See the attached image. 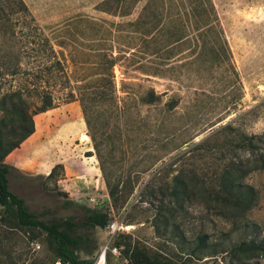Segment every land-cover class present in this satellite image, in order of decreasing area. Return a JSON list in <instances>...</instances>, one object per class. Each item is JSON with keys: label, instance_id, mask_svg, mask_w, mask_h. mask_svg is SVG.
Wrapping results in <instances>:
<instances>
[{"label": "rangeland", "instance_id": "1", "mask_svg": "<svg viewBox=\"0 0 264 264\" xmlns=\"http://www.w3.org/2000/svg\"><path fill=\"white\" fill-rule=\"evenodd\" d=\"M24 1L51 38L66 43L67 60L72 46L90 55L97 48L87 20L106 28L127 20L100 11L105 0ZM213 2L232 52L233 79L230 72L208 71L189 51L175 59L173 80L135 67L126 75L117 65L116 96L124 113L113 103L99 107L101 159L80 103L62 99L35 117V134L6 157L10 190L40 220L80 225L87 210H95L116 224L114 234L81 228L90 236L81 259L94 264L109 244L105 264H264V251L243 246L264 239V170H254L249 160L264 134V0ZM0 10L7 15L0 14L1 99L25 80L13 75L19 52L8 0H0ZM21 58L25 69L24 53ZM67 70L73 72L70 62ZM153 87L180 98L172 114L142 104ZM107 179L125 189L118 203ZM3 214L0 208V264H57L43 233L4 223Z\"/></svg>", "mask_w": 264, "mask_h": 264}, {"label": "trees", "instance_id": "2", "mask_svg": "<svg viewBox=\"0 0 264 264\" xmlns=\"http://www.w3.org/2000/svg\"><path fill=\"white\" fill-rule=\"evenodd\" d=\"M8 4L11 11L8 21H13L12 37L19 52L13 75L24 77L25 86L0 99V208L4 212L1 221L9 220L18 227L39 230L45 235L48 250L61 264H93L78 254L90 241V236L82 234L80 229L87 232L106 229L111 223L109 215L87 210L80 225L72 219L40 220L29 211L24 200L10 190L12 168L5 163L6 157L35 134V117L53 110L62 99L80 103L101 159L95 132L98 109L113 103V110L124 111L116 96L117 65L126 69V75L130 67H135L134 71L144 75L173 80L172 73L177 70L175 59L189 51L196 63L207 64L208 71L230 72L228 77L233 79L237 72L232 52L213 0H105L100 11L127 19L126 22H113L106 28L103 23L87 20L97 33L90 41L97 48L90 55L86 54V47L72 46L69 60L64 53L68 49L66 43H56L51 38L24 0H8ZM1 13L4 14V10H0ZM22 53L27 59L25 69ZM68 62L73 67L71 74L67 70ZM237 84L241 90L238 77ZM140 101L147 106H160L167 114H172L180 98L169 92L160 93L153 87ZM249 160L254 170H264V134L257 136ZM107 187L111 198L118 203L125 189L109 179ZM134 190L132 187L129 194ZM243 246L252 252L264 251V239L244 241Z\"/></svg>", "mask_w": 264, "mask_h": 264}, {"label": "built area", "instance_id": "3", "mask_svg": "<svg viewBox=\"0 0 264 264\" xmlns=\"http://www.w3.org/2000/svg\"><path fill=\"white\" fill-rule=\"evenodd\" d=\"M92 201H95V199L93 198V199H91ZM109 233L110 234H114L115 232H116V230L118 229V227L116 226V224L115 223H110V225H109ZM109 251H111V247L109 246V244H107V245H105V247H104V249H103V251H102V253H101V257H106V254H107V252H109ZM100 257V256H99ZM105 262H106V258H105ZM57 264H61V262L60 261H57ZM94 264H99V258H98V260L94 263ZM105 264V263H104Z\"/></svg>", "mask_w": 264, "mask_h": 264}, {"label": "bare ground", "instance_id": "4", "mask_svg": "<svg viewBox=\"0 0 264 264\" xmlns=\"http://www.w3.org/2000/svg\"><path fill=\"white\" fill-rule=\"evenodd\" d=\"M105 258L104 257H101V255H100V257H99V264H104L105 263Z\"/></svg>", "mask_w": 264, "mask_h": 264}]
</instances>
